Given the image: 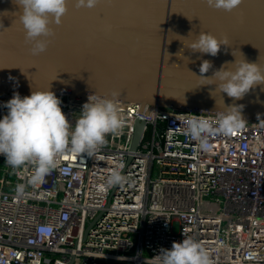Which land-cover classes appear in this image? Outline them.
I'll return each mask as SVG.
<instances>
[{
	"label": "built area",
	"instance_id": "1",
	"mask_svg": "<svg viewBox=\"0 0 264 264\" xmlns=\"http://www.w3.org/2000/svg\"><path fill=\"white\" fill-rule=\"evenodd\" d=\"M12 96L0 94V118ZM56 96L74 126L88 97ZM120 107L122 130L91 157L66 151L39 184L34 165L14 169L0 155V264H151L184 238L212 264H264V122L210 136L203 150L187 121L218 114ZM113 171L125 179L108 186Z\"/></svg>",
	"mask_w": 264,
	"mask_h": 264
},
{
	"label": "water",
	"instance_id": "2",
	"mask_svg": "<svg viewBox=\"0 0 264 264\" xmlns=\"http://www.w3.org/2000/svg\"><path fill=\"white\" fill-rule=\"evenodd\" d=\"M20 12L15 0H0V94L49 90L85 99L94 93L111 98L118 90L121 102L146 109L218 114L224 103L242 104L245 121L264 122V85L234 101L213 91L215 85L199 86L205 81L198 77L202 60L213 65L208 77L236 59L264 67V0H243L231 12L206 0H101L93 9L69 2L62 23L51 25L47 50L37 56L25 42ZM201 31L229 44L216 56L193 53L185 45ZM143 126L136 121L133 150Z\"/></svg>",
	"mask_w": 264,
	"mask_h": 264
},
{
	"label": "clouds",
	"instance_id": "3",
	"mask_svg": "<svg viewBox=\"0 0 264 264\" xmlns=\"http://www.w3.org/2000/svg\"><path fill=\"white\" fill-rule=\"evenodd\" d=\"M69 2H74L77 9H93L101 0H15L21 10L19 22L25 30V42L31 45L29 51L33 56L47 50L51 42L49 38L55 35L51 25L62 23ZM206 3L210 8L231 12L243 0H206ZM182 43L185 45L183 41ZM228 44L227 37L219 39L211 33L201 31L185 47L193 53L216 56L221 45ZM180 54L177 53V56ZM212 67L210 61L202 60L198 77L205 83L199 86L215 85L213 91L218 90L222 96L226 94L234 101L243 99L253 88L264 85V67L258 63L236 59L234 63H226L215 70L211 77L206 76ZM119 96L118 90L111 92V98L95 93L89 95L72 126L62 111L61 100L52 91L34 90L23 97L14 93L3 105L7 114L0 118V155L14 169L26 164L34 165L35 170L29 182L39 184L58 166L60 157L66 151L91 157L106 143L107 135L123 129L125 116L120 107ZM243 108L242 104L224 103V107L218 110L215 121L194 116L187 121L185 133L197 142L199 148L208 150L210 136H231L245 126ZM124 179L119 171H113L106 184H121ZM22 188L20 186L21 192ZM151 264H212V260L198 241L184 238L181 242H173L170 249H161Z\"/></svg>",
	"mask_w": 264,
	"mask_h": 264
}]
</instances>
